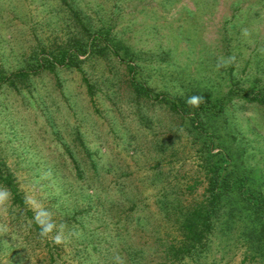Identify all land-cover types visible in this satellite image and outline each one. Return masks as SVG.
I'll return each instance as SVG.
<instances>
[{
  "label": "rangeland",
  "instance_id": "374dc122",
  "mask_svg": "<svg viewBox=\"0 0 264 264\" xmlns=\"http://www.w3.org/2000/svg\"><path fill=\"white\" fill-rule=\"evenodd\" d=\"M0 76V173L23 200L0 206V264H264V0H0ZM216 166L212 229L176 258Z\"/></svg>",
  "mask_w": 264,
  "mask_h": 264
},
{
  "label": "trees",
  "instance_id": "16d2710c",
  "mask_svg": "<svg viewBox=\"0 0 264 264\" xmlns=\"http://www.w3.org/2000/svg\"><path fill=\"white\" fill-rule=\"evenodd\" d=\"M75 52H63L51 61L45 60L44 64L41 65V68L45 67L53 69L55 67L66 66L67 64L74 63L79 56H84L85 54V52L80 49ZM29 76L30 73L21 71L15 73L12 77L25 80L29 78ZM10 80L11 77L0 76V86L9 83ZM252 102H257L264 106V99L260 98L259 96H256L254 99H252ZM209 173L211 177L209 178L207 189V192L209 193L208 203L197 206V208H195L181 224L180 227L181 230H183V239L178 243L177 246L173 247V256L175 255L176 258H179V256L184 258L190 255L192 251L197 249L199 246L203 245L204 239H206L207 235L212 229L211 214L212 212H215V206L221 202L222 196L227 192L225 189L223 191L220 190L222 183L224 182L223 178H221L220 167H213ZM0 182L8 188L15 202L23 204L18 187L15 185L14 179L11 175L8 174L3 176L0 173ZM258 208L264 211V202L259 203L257 209ZM262 229H264V224Z\"/></svg>",
  "mask_w": 264,
  "mask_h": 264
},
{
  "label": "clouds",
  "instance_id": "9594fccd",
  "mask_svg": "<svg viewBox=\"0 0 264 264\" xmlns=\"http://www.w3.org/2000/svg\"><path fill=\"white\" fill-rule=\"evenodd\" d=\"M201 97H190L187 103L191 105H198ZM11 199V194L7 189H0V206H6ZM35 212L33 221L39 227V235L41 238H51L52 241L59 245L66 242L65 225H57L53 219V214L44 208L34 197H27L25 201ZM31 227V223L29 224Z\"/></svg>",
  "mask_w": 264,
  "mask_h": 264
}]
</instances>
